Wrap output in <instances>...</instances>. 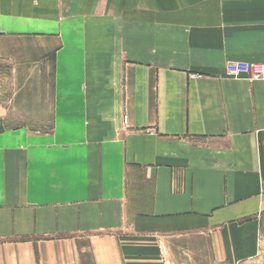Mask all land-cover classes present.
<instances>
[{
    "label": "crops",
    "instance_id": "obj_1",
    "mask_svg": "<svg viewBox=\"0 0 264 264\" xmlns=\"http://www.w3.org/2000/svg\"><path fill=\"white\" fill-rule=\"evenodd\" d=\"M229 62L264 64V0H0L33 100L0 105V264H262L264 80Z\"/></svg>",
    "mask_w": 264,
    "mask_h": 264
},
{
    "label": "rangeland",
    "instance_id": "obj_2",
    "mask_svg": "<svg viewBox=\"0 0 264 264\" xmlns=\"http://www.w3.org/2000/svg\"><path fill=\"white\" fill-rule=\"evenodd\" d=\"M192 21V20H191ZM194 23L191 25H186V26H180L178 29L176 27H174V30H229L232 28H234V26H231L232 24L227 23L226 21H222V24L219 26H217V24L215 22H217L216 20H211L210 21V25H205L206 22L201 21V20H196L193 21ZM164 30H171L170 26L163 27ZM230 63H234V62H229ZM227 66V65H226ZM226 68V67H225ZM243 75V74H242ZM3 76V77H2ZM1 80H0V105L1 106H6L7 108H14L15 113H10V115H7L6 117L10 120V122H12L14 125H27L28 123V115L25 111L28 110V106L29 104L33 103V100H30L29 98L27 99L26 97L24 98H17L14 99L12 96L18 91V90H22L21 88V84H17L16 79L12 78L11 76V67H7L4 68L2 70V74L0 75ZM3 81V82H1ZM26 88V86H25ZM26 90V89H23ZM19 91V92H20ZM21 95V93H19ZM28 94V92H26V95ZM18 110V111H17ZM18 112V113H16ZM37 117V116H35ZM41 117V116H40ZM32 118V117H31ZM262 264H264V261L262 262Z\"/></svg>",
    "mask_w": 264,
    "mask_h": 264
},
{
    "label": "built area",
    "instance_id": "obj_3",
    "mask_svg": "<svg viewBox=\"0 0 264 264\" xmlns=\"http://www.w3.org/2000/svg\"><path fill=\"white\" fill-rule=\"evenodd\" d=\"M227 76L235 77L238 74L249 76L254 81L264 80V64L249 62L230 63L225 68Z\"/></svg>",
    "mask_w": 264,
    "mask_h": 264
}]
</instances>
